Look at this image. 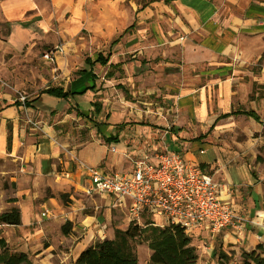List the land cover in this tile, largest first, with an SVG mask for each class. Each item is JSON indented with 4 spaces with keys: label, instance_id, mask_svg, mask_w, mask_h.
Segmentation results:
<instances>
[{
    "label": "crops",
    "instance_id": "0c3cea01",
    "mask_svg": "<svg viewBox=\"0 0 264 264\" xmlns=\"http://www.w3.org/2000/svg\"><path fill=\"white\" fill-rule=\"evenodd\" d=\"M47 1L62 12L76 32L83 26L94 33L95 40L113 43L120 38L111 47H123L125 54L152 55L149 46H157L165 60L171 57L182 65L172 70L179 78H171L166 93L156 94L155 103L146 99L142 103L145 110L136 114L138 119L125 121V126L112 120L110 114L104 117L103 107L94 103V96L99 94L98 64L91 68L86 60V67L80 71L88 73L61 86L74 92L94 87L84 94L67 100L44 95L46 98L25 106L0 92V178L9 182L3 194L13 200L11 210L18 209L16 205L25 195L30 200L45 201L52 192H61L77 201L76 195H84L89 181L79 162L108 173H124L132 171L137 161L154 162L157 152L169 150L212 175L221 187V198L235 212L250 219L264 215V175L258 171L259 152L264 147V0ZM29 7H37L36 1L0 0V18L18 17ZM99 53L104 52L96 53L92 61ZM112 57L111 53L107 66H99L117 67L120 63H110ZM155 93L146 91L140 97ZM88 95L90 108H82ZM73 99H78L75 112L64 117L58 110L60 114L50 116L58 108L49 107L47 102ZM67 105L70 110L72 106ZM239 111L254 112L260 121L235 114ZM32 117L36 122L54 117L57 124L65 126L78 118L83 121L80 128L85 127L88 133L61 137L62 131L49 128L51 124L43 129L41 124V129L32 126ZM63 173H70L69 178ZM46 200L44 209L51 217L52 212L57 213L55 200ZM78 206L62 210V215L57 213L54 218L83 226L84 219L75 220ZM256 221L258 224L249 223L241 236L232 230L217 237L201 233L193 244L199 260L204 257L209 260L207 264H217V253L224 252L237 262L243 252L264 245V218Z\"/></svg>",
    "mask_w": 264,
    "mask_h": 264
},
{
    "label": "rangeland",
    "instance_id": "374dc122",
    "mask_svg": "<svg viewBox=\"0 0 264 264\" xmlns=\"http://www.w3.org/2000/svg\"><path fill=\"white\" fill-rule=\"evenodd\" d=\"M35 1L37 7L24 9L18 17L0 18V92L8 96V100L24 103L36 98H46L40 95L43 90L66 86L86 67L87 58H93L98 52L108 54L111 51L113 57L110 63L120 64L115 68L96 66V73L100 76L99 94L93 100L103 107L104 117L110 114L112 120L122 122L125 126V121L138 119L136 114L145 110L142 103L146 99L155 103L156 94L166 93V85L171 83V78H179L177 72L172 70L182 63L171 57L165 60L163 53L157 51V46H149L152 55L125 54L123 47L120 50H116L115 46L111 47L113 40H95L94 33L83 26L76 32L75 27L63 19L62 12L50 7L47 0ZM47 52L52 53L53 60L44 58ZM110 74L112 77H109ZM146 91L156 93L140 97V93ZM88 96L84 97L86 103L82 108H90L87 99H91V95ZM77 100L47 102L49 107L58 108L50 116L59 111L64 117L67 112H75ZM67 104L72 106L70 110L67 109ZM62 108L65 109L61 111ZM90 112L94 113L92 107ZM46 119L49 120V117L36 122L34 117L30 124L39 126L40 129L41 125L43 129L44 125L51 124L49 128L62 131L61 137L67 133L73 136H85L88 133L85 127L80 128V122L83 121L78 118L70 122V126L61 122L58 125L54 117L53 121L44 122ZM87 150L88 148L85 151ZM259 160L261 168L258 171L264 175V147L259 152ZM9 186L8 180L0 178V214L12 208L9 205L13 200L3 194ZM24 186L26 190L31 189L26 183ZM50 198H54V209L59 215H62V210H71L73 205L79 204L80 206L75 207L78 215L75 220L79 222L84 219L88 227L79 225L80 223H62L59 218H54L56 212H52L51 217L43 216L46 207L44 203ZM46 199L35 201L25 195L16 205L22 214V225H0L1 237L5 238L9 249L12 252L26 253L32 264H75V257L80 250L87 248L89 242L90 246L104 239H113L117 229L126 230L134 222L125 209L109 207L108 200L98 195L87 197L78 194L77 203L69 199V195L52 192ZM145 220L146 218H142L139 223L144 224ZM196 238L198 237L192 238V244L198 242ZM135 249L139 264H148L152 255L148 246L136 242ZM1 251L0 248V253ZM197 252L200 259L198 248ZM208 261L203 257L196 264H207Z\"/></svg>",
    "mask_w": 264,
    "mask_h": 264
},
{
    "label": "built area",
    "instance_id": "2783aa9c",
    "mask_svg": "<svg viewBox=\"0 0 264 264\" xmlns=\"http://www.w3.org/2000/svg\"><path fill=\"white\" fill-rule=\"evenodd\" d=\"M51 54L45 53L44 58L53 60ZM155 158L154 162L137 161L132 171L124 173H108L79 162L89 180L84 195L103 197L109 207L125 209L138 223L147 217L155 226H180L191 238L203 232L217 237L225 230L241 236L249 223L258 224L256 220L264 218L250 219L235 212L221 198V187L213 176L186 163L181 154L164 150ZM62 175L69 178L70 173Z\"/></svg>",
    "mask_w": 264,
    "mask_h": 264
},
{
    "label": "trees",
    "instance_id": "16d2710c",
    "mask_svg": "<svg viewBox=\"0 0 264 264\" xmlns=\"http://www.w3.org/2000/svg\"><path fill=\"white\" fill-rule=\"evenodd\" d=\"M134 25L127 30L130 31ZM122 37V36H121ZM120 38L112 45H116ZM111 58L108 54L99 53L94 61L86 59V64L93 68L96 64L107 66ZM86 70L79 72L84 76ZM93 74V73H92ZM95 79V75H92ZM93 88H87L83 92L65 90L64 87H50L41 92L40 95L53 96L59 99H69L78 94H84ZM39 98L24 102L25 106H32ZM96 111L101 109L96 107ZM244 114L260 121V117L254 112H236ZM11 135L8 138V148L11 147ZM109 142L112 140H108ZM0 225L20 226L22 225V214L19 209H12L0 215ZM65 232L67 231L64 227ZM145 243L152 251L148 264H196L199 260L197 248L192 244V238L176 225L165 227L155 226L150 218L146 217L145 223L131 222L126 230L117 229L113 239H104L95 242L84 249L75 261V264H139L135 249V243ZM0 264H32L29 256L23 252H12L7 246L5 238L1 237L0 230ZM217 264H264V245H259L256 250L243 252L242 260L233 261L224 252L217 253Z\"/></svg>",
    "mask_w": 264,
    "mask_h": 264
}]
</instances>
